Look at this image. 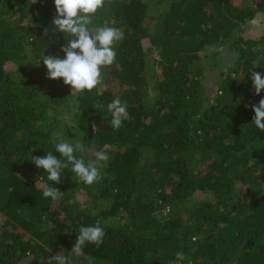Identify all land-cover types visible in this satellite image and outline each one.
<instances>
[{
  "label": "trees",
  "instance_id": "trees-1",
  "mask_svg": "<svg viewBox=\"0 0 264 264\" xmlns=\"http://www.w3.org/2000/svg\"><path fill=\"white\" fill-rule=\"evenodd\" d=\"M56 15L54 0H0V264H264V132L250 107L264 99L251 79L264 74V0H106L89 27L124 40L104 86L73 94L41 57L65 58ZM114 99L132 117L118 131ZM54 132L82 140L86 163L105 151L104 178L48 181L30 160L61 158ZM51 186L61 199L43 196ZM98 220L103 244L72 254Z\"/></svg>",
  "mask_w": 264,
  "mask_h": 264
},
{
  "label": "clouds",
  "instance_id": "clouds-1",
  "mask_svg": "<svg viewBox=\"0 0 264 264\" xmlns=\"http://www.w3.org/2000/svg\"><path fill=\"white\" fill-rule=\"evenodd\" d=\"M36 3V0H33ZM57 15L53 19L54 31L64 33L67 37V43L62 48L65 58L57 56L42 55L43 65L46 66L47 78H63L65 85H70L74 92H91L102 85V70L106 66L115 63L117 53L115 46L124 40V33L116 27L107 25L90 28L94 15L98 9L105 6L106 0H54ZM78 50V51H77ZM41 61L38 59L39 66ZM252 83L255 87V94L260 95L264 90V74L252 71ZM255 112L253 124L257 129L264 132V99H261L258 105H250ZM127 102H121L114 99L107 105L108 111L112 115L110 124L114 130H119L125 120H131ZM93 131L99 132L100 128L94 123ZM50 143L54 146V151L60 153L61 158H57L52 150H47L44 157L32 156L31 162L38 169H43L47 174V180L55 184L61 183V177L65 170H70L75 174V178L86 185H93L100 182L104 177L100 170V162L110 160L105 151L95 152V159H89L85 162L83 155L88 148L83 141H68L63 139L60 133H52ZM39 178H43L40 176ZM39 183H36V189ZM63 192L57 187H45L43 196L52 200H59ZM75 199L69 200V205H74ZM78 238L71 250L75 256H80L86 243H92L100 247L104 242L105 230L98 220L94 226H80L78 229ZM177 261L185 259L184 253L177 252ZM48 264H71V260L62 256L60 253L48 259Z\"/></svg>",
  "mask_w": 264,
  "mask_h": 264
},
{
  "label": "rangeland",
  "instance_id": "rangeland-1",
  "mask_svg": "<svg viewBox=\"0 0 264 264\" xmlns=\"http://www.w3.org/2000/svg\"><path fill=\"white\" fill-rule=\"evenodd\" d=\"M260 20H262V17H257V18H254L253 20H251V23H250V26L252 28H255L256 27V23H258ZM103 78V77H102ZM48 81V80H47ZM49 82L50 83H53V82H56V83H59V79H56V80H53V79H49ZM100 86H104V83L102 85H98V87ZM82 198V196H81ZM85 198V197H84Z\"/></svg>",
  "mask_w": 264,
  "mask_h": 264
}]
</instances>
